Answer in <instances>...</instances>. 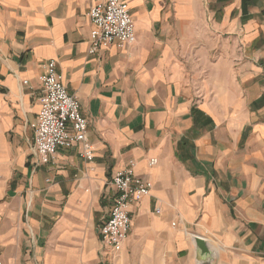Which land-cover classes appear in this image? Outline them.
Returning <instances> with one entry per match:
<instances>
[{"label": "crops", "instance_id": "obj_1", "mask_svg": "<svg viewBox=\"0 0 264 264\" xmlns=\"http://www.w3.org/2000/svg\"><path fill=\"white\" fill-rule=\"evenodd\" d=\"M124 1L135 42L91 56L94 0H0V263L199 264L200 237L209 264H264V0ZM48 61L79 100L90 162L79 147L37 162ZM125 168L152 190L109 248Z\"/></svg>", "mask_w": 264, "mask_h": 264}, {"label": "built area", "instance_id": "obj_2", "mask_svg": "<svg viewBox=\"0 0 264 264\" xmlns=\"http://www.w3.org/2000/svg\"><path fill=\"white\" fill-rule=\"evenodd\" d=\"M87 17L92 26L88 49L91 56L110 47L125 49L136 40L134 21L124 0H94ZM42 68L40 108L30 125L37 162L47 165L59 151L75 147L80 148L81 159L92 161L94 153L87 137L88 125L78 98L68 93L55 61L46 62ZM156 164L155 159L149 161V166ZM109 185L115 190V196L109 215L99 229V239L103 246L118 248L131 228L130 206L149 196L152 183L136 176L132 168H125L113 174Z\"/></svg>", "mask_w": 264, "mask_h": 264}, {"label": "water", "instance_id": "obj_3", "mask_svg": "<svg viewBox=\"0 0 264 264\" xmlns=\"http://www.w3.org/2000/svg\"><path fill=\"white\" fill-rule=\"evenodd\" d=\"M194 245L196 259L199 264H209L214 259L215 253L205 239L195 237Z\"/></svg>", "mask_w": 264, "mask_h": 264}]
</instances>
